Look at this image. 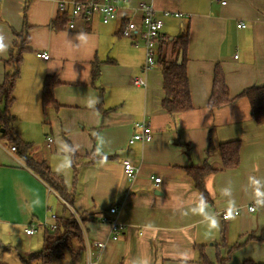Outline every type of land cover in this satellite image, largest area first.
<instances>
[{"label":"crops","instance_id":"crops-1","mask_svg":"<svg viewBox=\"0 0 264 264\" xmlns=\"http://www.w3.org/2000/svg\"><path fill=\"white\" fill-rule=\"evenodd\" d=\"M58 1L33 0L26 11L32 28L29 51L23 55L14 88L13 123H17L12 126L20 139L33 144L34 157L45 160L64 179L68 190L74 187L73 165L67 174L58 173L56 165L70 157V146L80 158L92 153L116 157L92 164L84 160L74 189L72 208L80 215L89 241L107 244L100 264H135L142 257L150 264H201L202 246L216 264V244L222 237L226 244L219 249L222 259L229 248L242 245L227 264L247 260L264 264V241L247 240L264 231V207L255 204L254 194L258 186H264V122L253 121L246 98L224 108L209 107L216 66L225 74L231 99L249 88L264 86V0H225V5L213 0H128L131 6L154 5L163 21L162 41L188 32L186 70L192 109L173 116L161 107V65L146 71L142 40L120 36L122 20L130 17L129 12L121 11L117 20L107 25L96 16L89 22L77 20L74 29L55 31L50 24L60 16ZM25 7L24 0H0V31L12 43V31L23 29ZM163 11L182 16L164 17ZM135 20L140 23L141 16ZM78 32L89 38L76 40ZM158 50L167 60L182 62L183 53L174 51L171 44L162 51L158 45ZM8 53L0 55V85ZM38 53L49 59L39 58ZM97 62L101 73L94 83L92 66ZM49 75L61 82L54 90L57 110L42 106L43 83ZM138 79L142 85L135 84ZM93 100L98 102L90 106ZM98 105L107 115L103 116ZM141 120L150 124L152 140L130 145L134 124ZM0 134L10 148L15 147L4 129L0 128ZM231 141L241 142L240 164L222 169L219 145ZM3 148L7 154L0 150V226L8 229V235L23 230V237L32 244L43 229L40 226L51 223L46 210L62 207L63 202L16 152ZM125 161L139 168L133 181L126 178ZM206 163L217 171L205 179L212 202L201 209V193L186 168ZM156 178L161 182L155 184ZM230 199L242 210L236 219L224 221L219 213L227 211ZM252 204L256 210L250 213L246 207ZM112 207L119 208L118 221L126 227L118 241L109 239V221L115 218L110 213ZM61 213L55 212L57 216ZM205 213L220 221L219 230L207 237ZM31 227L36 232L28 236L25 230ZM184 253L194 259L183 260ZM77 262H86L85 251L76 261L66 256L53 264Z\"/></svg>","mask_w":264,"mask_h":264},{"label":"trees","instance_id":"trees-1","mask_svg":"<svg viewBox=\"0 0 264 264\" xmlns=\"http://www.w3.org/2000/svg\"><path fill=\"white\" fill-rule=\"evenodd\" d=\"M30 2H25L24 9V26L20 32L12 31L14 41L8 53V58L3 60L4 65V80L0 85V128L4 129V135L9 136L16 148V154L21 161L36 174L44 183L48 185L61 199L69 205H73L74 189L77 183L78 171L81 163L89 159V164H92L97 159H104L103 156L96 157L93 153L86 157L80 158L70 146V157L74 168V187L68 190L64 179L52 171L45 160H38L32 154L33 144L25 142L18 137L13 129L14 117L10 115V109L14 104V88L16 82L21 75V64L23 55L29 51L31 26L27 23V14ZM50 27L55 30H63L68 28L67 16H58L51 22ZM167 39V38H166ZM160 41V51L163 46L171 44L176 52H182V62L178 64L177 60H167L164 55L159 52L158 63L162 67L163 91L164 97L161 102L162 109L169 115H175L181 112H186L192 109V100L190 96V85L187 76V58L186 51L188 47L189 35L186 31L184 34L175 37L172 41ZM101 63H94L92 66V80L95 83L100 77ZM61 84L59 78L53 75L46 76L43 83L42 91V106H52L56 110L59 106L54 99V90ZM241 98L248 99L250 103V113L253 121L257 123L264 122V86L252 87L243 91L237 97L231 99L228 87L226 85L225 74L219 66H216L214 73L213 90L209 100L210 108H224ZM103 116L107 115L108 111L104 110L101 105H98ZM220 156L222 159V169H235L240 164L241 142L231 141L219 145ZM107 160L116 159L115 156L106 157ZM216 169L211 168L208 163L202 167L190 166L186 168V173L193 179L195 188L201 193V199L207 203H211V199L205 189V179L210 174L216 172ZM62 203V202H61ZM56 229L51 231L48 227H43L42 249L39 252L26 255L22 262L23 264H53L56 261L63 260L66 256L72 261L78 260L84 254V239L82 230L76 221L71 211L62 203V213L57 216L55 221ZM224 238L220 240L217 246L216 264H227L233 253L240 248L241 244H236L229 248V252L225 259L221 258L220 248L225 247ZM247 240L264 241V231L257 238L248 236ZM199 261L201 264L212 263L205 253V248L202 246L199 250ZM242 264H261L251 260L244 261Z\"/></svg>","mask_w":264,"mask_h":264},{"label":"built area","instance_id":"built-area-1","mask_svg":"<svg viewBox=\"0 0 264 264\" xmlns=\"http://www.w3.org/2000/svg\"><path fill=\"white\" fill-rule=\"evenodd\" d=\"M25 2H32L33 0H24ZM216 3L225 5V0H213ZM121 11L129 12V16L122 20L120 27V36L126 39H138L140 38L143 42L144 54H145V70L152 71L158 65L159 50L158 45L162 37L163 21L158 17V11L154 5L140 3L137 6H131L128 4V0H59L58 1V12L60 16H67L68 18V28L74 29L77 20H83L86 22L91 21L94 17L99 16L101 22L104 25L110 24L117 20L119 13ZM164 17L174 16L179 18L182 16L180 13H171L168 11L161 12ZM140 15V23L136 22L135 17ZM240 27H245L241 24ZM37 56L41 59L48 60L49 56L44 53H38ZM136 85H142L143 83L138 79L135 81ZM134 134L129 140V144L133 145L137 142L145 144L152 140V130L150 124L146 120L138 121L134 124ZM48 142L52 143V139L48 138ZM11 153L16 152V148H10ZM124 171L128 181H133L139 173V168L132 165L129 161L123 163ZM155 184L161 182L160 178H156ZM63 204L71 211L74 215L76 221L78 222L84 239V251L86 254L85 264H100V260L103 251L106 248V242L95 241L93 244L89 241L87 237L86 230L84 228L82 219L78 213H76L72 206L66 201L61 199ZM247 211L250 213L255 212L256 206L254 204L246 207ZM239 215L242 208H238ZM48 218L51 223H45L41 228L48 227L51 231L56 229L55 221L57 215L53 212L51 207L47 210ZM110 213L115 216V218L109 221L110 224V240L118 241L126 227L118 221L119 208L112 207ZM227 211L220 212L219 215L224 221H229L231 219H225ZM238 215V216H239ZM28 236H33L36 230L31 227L25 230Z\"/></svg>","mask_w":264,"mask_h":264},{"label":"clouds","instance_id":"clouds-1","mask_svg":"<svg viewBox=\"0 0 264 264\" xmlns=\"http://www.w3.org/2000/svg\"><path fill=\"white\" fill-rule=\"evenodd\" d=\"M89 38L87 33L78 32V34L75 36V39L78 41H85ZM12 46L11 38L8 37L3 31H0V55H5L9 49ZM98 101L93 100L92 104L90 106H94L95 103ZM106 160V156L104 157ZM72 166V160L70 157H65L63 160L59 161L56 165V171L58 173L67 174L68 171H70ZM257 185H259V181H255ZM261 187L264 186H258L254 192L255 194V204L257 206L264 207V191H261ZM226 192H230V190H226ZM207 207V204L204 200H201L200 202V208L204 209ZM239 215L238 206L235 199H230L228 201V207H227V214L225 216V219H236V217ZM205 223L207 227V231L205 233V236L207 237L210 235V233L213 230L218 231L220 228V221L215 215L209 216L207 213H205ZM183 260L188 259H194V257H190L187 253L182 254ZM135 264H150V260L146 257L139 258L137 261H135Z\"/></svg>","mask_w":264,"mask_h":264},{"label":"rangeland","instance_id":"rangeland-1","mask_svg":"<svg viewBox=\"0 0 264 264\" xmlns=\"http://www.w3.org/2000/svg\"><path fill=\"white\" fill-rule=\"evenodd\" d=\"M0 108H2V104H0ZM10 115L13 116L14 119H16V116L14 115L12 111V107L10 109ZM16 123L17 122L15 121L13 125L15 126ZM0 144H1L0 150H2L5 154H7L6 153L7 151L3 148V146H5L6 148L10 150L11 144L9 142L4 141L3 138L1 137V134H0ZM9 156L14 157V154H11ZM14 205L16 206L15 203ZM19 206L21 207L20 209H22L23 205L19 204ZM56 206L57 205L54 206L55 210H53V212L61 213L62 207L60 205L59 207H56ZM46 214L48 215L47 210H46ZM22 231L18 230V233H19L18 235H8L9 233L8 229L4 226H0V264H23L22 260L25 257H27L26 256L27 249L28 251H31V252L34 251L33 253L39 252L42 249L43 231L40 230L37 232V234L32 240V244L29 243V241H27L25 237H23V234L21 233ZM218 243H220V240H218ZM84 263L85 262H77L76 264H84Z\"/></svg>","mask_w":264,"mask_h":264},{"label":"water","instance_id":"water-1","mask_svg":"<svg viewBox=\"0 0 264 264\" xmlns=\"http://www.w3.org/2000/svg\"><path fill=\"white\" fill-rule=\"evenodd\" d=\"M181 60H182V56H180V58H179V62H181Z\"/></svg>","mask_w":264,"mask_h":264}]
</instances>
